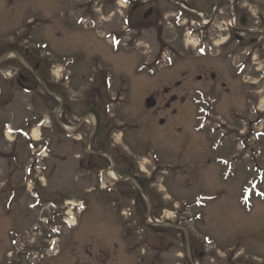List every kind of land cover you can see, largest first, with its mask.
Masks as SVG:
<instances>
[{"label":"rangeland","instance_id":"374dc122","mask_svg":"<svg viewBox=\"0 0 264 264\" xmlns=\"http://www.w3.org/2000/svg\"><path fill=\"white\" fill-rule=\"evenodd\" d=\"M111 1L114 0L104 1V7ZM255 1L264 5V0ZM100 4L101 1L99 0H0V41L11 42L9 39L26 37L24 46L30 51L39 52L45 60L48 56V60L54 59L61 64H73L69 68H74L76 72L82 69L83 78L95 77L99 71H106L105 74L108 72V82L111 88L106 94L111 95V92L118 93L121 90L120 94L123 95V98L117 99L118 103L112 112L116 115V120H121L122 124L129 127L125 129L126 134L129 135L128 139L133 137L131 139L133 142L136 141V144L140 142L137 156L142 157L141 155H144L143 162H145L148 172H150L153 163L145 155L155 160L156 167L166 171L163 177L164 183L156 185L151 190L152 204H150L153 209L155 207L152 217H160L163 214L162 209H166L164 215L167 220L164 219L163 224L149 227L146 223L149 207L139 201V205L138 202L137 205L141 212L137 213L133 209L129 222L124 221L125 216H123V220L119 214L114 212L115 208L111 202H105L104 194L95 190L94 183H91L94 182L93 179L90 180L91 182L84 181L83 183V179L86 177V169H83V165L85 168L87 158L84 157L80 164L77 162L83 148L80 145L74 148L73 163L59 165L56 163L44 182L47 184L48 193L56 196L65 193L64 198L73 203L83 200L87 210L84 214L76 216L77 223L74 228L71 230L65 228L61 233H58L59 255L45 256L36 264H185L181 256L183 236L177 225L180 218L191 220L184 224L190 235L196 237L198 242L209 243L206 252H217L218 257L212 255L208 263L224 264V256L228 252L227 248L236 244V238L232 236L236 235L237 238H242L244 234L239 232L241 229L256 226L258 223L263 225L264 223V171L260 173L258 170L264 167V138L258 139L257 143H247L255 149L251 158L243 157V152L237 151V147L232 144L235 141L234 136L238 134L237 130L252 129L251 126L247 127L245 124L246 119H255L250 115V112H264V78L262 80L261 74L258 73V71H262L264 75V62L259 56L256 60H252L253 54L250 56L251 62L235 61V58L230 59L228 63L230 66L233 63L236 65V67L233 65V69H237L236 72L239 66L246 67L245 65L248 64L244 73L242 72L239 76L248 83L241 86L234 84L232 95L223 94L225 100L219 106L212 104L211 101L209 103L207 99L201 103L205 110L210 106L215 107L210 118L223 122L228 121L227 132L225 133L234 134V136L224 137L219 133H213L214 128L210 124L202 125L203 130L197 131L196 128L202 122L198 121L199 115L197 116L195 112L197 105L192 102L191 94L175 108H169L165 111L157 110L163 107L161 104L163 101L162 94L157 86L159 78L152 76L150 72L141 70L142 59L137 56V53L140 52L143 61L150 64V41L145 34L144 27L141 28L143 33L138 45L134 46L131 40L132 34H127L125 41L122 42L126 49L120 48L116 51L105 39V35L113 32L111 29L115 27H122V18L113 19L107 17L106 13L101 14L99 11ZM79 5L82 6L79 7ZM117 5L114 3L113 7L116 8L117 6L124 12L125 5L122 2ZM126 6L128 7L129 3ZM246 6L252 13V16L249 15L250 27L256 31L254 33L256 39H259L263 35L264 28L257 24L259 22L258 14L260 16L263 14L261 17L264 18V10L261 11V8L257 7L254 1H251V5L246 4ZM82 7L86 8L81 10ZM262 8L264 9V6ZM13 13L16 17L13 20L15 24L9 23V18ZM234 13L237 18L242 17V14ZM87 16L90 17V25H88L87 20L83 22L87 27L91 26L92 29L85 28L79 21L84 20ZM217 25L219 28L217 29L216 41L220 45L227 34L220 30L221 26L225 27V24L218 23ZM134 26L127 25L128 28ZM23 27L26 30H22ZM124 33L126 32L123 31ZM18 40L22 43V40ZM196 44L197 41H193L191 45H187L195 46ZM246 48V45L241 48L238 47V49L236 45H231L229 51H232L233 54H241L245 52ZM41 59L43 58L40 57ZM46 63L51 65L52 62L46 60ZM157 68V65L154 64L153 70H157ZM186 68H192V65L187 63ZM99 75L104 76L105 81L107 80V75ZM77 79H81V76L76 77ZM86 82L85 80L84 84ZM77 85L78 82L76 81L75 87ZM10 90L15 95L21 96L24 93L15 84L10 85ZM75 90L77 91V89ZM157 92L158 94H155ZM151 95L157 99L159 105L155 109L147 111L144 103ZM36 96L37 94L31 95L39 107L42 100ZM24 98L23 104L20 102L14 104V110L17 113H23L25 116L27 113L25 106H29L30 98L23 95ZM74 99H77L76 96ZM201 100L202 96L197 95L195 102H201ZM174 110H176L175 113ZM67 112L69 113V111ZM73 112L74 114L83 113L81 102L74 103ZM230 113H235L240 120H233L234 118L233 116L230 117ZM107 115L103 117H108ZM86 117H89V113ZM201 117H207L206 113L201 114ZM67 119H70L69 115H67ZM63 121L66 120L63 119ZM4 122H9V118L5 117ZM109 122V119H103L101 122V125L105 127L106 136H109V132H113L111 131L113 127L109 125ZM69 124L71 125V122ZM130 126L139 128V130L132 135V133H128L131 132L129 131ZM261 128L257 127V129ZM114 129L117 132L116 139L118 142L116 143H120L121 135L118 129L115 127ZM85 131L87 133L88 130H81L80 132L85 134ZM221 133L224 132L221 131ZM102 136L98 135L100 143L104 141ZM80 137H82L81 134ZM124 141L125 137H123L122 142L126 146V143L129 142L125 141V143ZM116 143L114 145H118ZM214 143L218 144L216 148ZM61 151L60 154H63L71 151V149L66 148ZM122 152L115 153L118 156ZM255 154L260 156L255 157ZM119 157L116 158L119 159L122 166L128 165L126 162L122 163ZM139 157L137 161L142 160ZM129 159L134 164V158ZM218 163H225V166ZM7 171L8 169L5 173ZM156 176L159 178L160 175L157 174ZM138 177L143 178L140 174ZM23 183L21 181V188H23ZM252 187L253 191L249 190L246 195H242L247 188L251 189ZM132 194L136 195L134 191ZM257 194L260 195V198ZM107 196L110 195L107 194ZM202 198L208 199V201H203ZM244 199L247 200L244 201ZM6 200L0 201V264H23L22 253L26 254V250H21L19 245L11 246L7 238L10 228L14 225L16 227L12 231L13 234H17L18 230L22 231L23 229L25 231L26 222L29 218H35L36 213L34 210H29L23 206V219L18 220L17 214L20 213V208L17 207L8 211L5 208ZM241 202L244 205L249 203L254 205L250 214L240 205ZM202 203H205L204 207L200 206ZM175 206L179 207L176 209V213L174 212ZM124 213L126 214V211ZM249 221L250 223H248ZM128 223L130 230L127 235L126 230L123 229L122 231V227L124 228ZM262 231V229L257 231L253 229L255 234L252 236L251 243L247 241L243 245H256L255 251L260 245V249L264 251V247L260 243L263 241ZM249 232L250 230H247L245 233ZM151 234L153 237L155 234L152 245L157 248L158 254L155 255L149 251L148 256H146V253H143L144 261H139V253L132 249L136 246L140 248L141 242ZM19 250L20 252H18ZM8 251L15 253L12 260L7 256ZM111 253L113 257L106 261L105 259ZM40 255L43 254L32 253V256L38 259ZM208 258L210 257H206L205 260Z\"/></svg>","mask_w":264,"mask_h":264},{"label":"flooded vegetation","instance_id":"af4514ba","mask_svg":"<svg viewBox=\"0 0 264 264\" xmlns=\"http://www.w3.org/2000/svg\"><path fill=\"white\" fill-rule=\"evenodd\" d=\"M251 1L256 2V6L260 7L261 11L264 10L262 8L264 5L255 0H235V2H233V0H134L132 2L127 13L131 19L130 25H135L134 27H131L129 31V33L132 34L131 40L133 44L136 45L141 41V34L143 33V29L141 28L144 27V30L146 31L145 34L150 41V64L152 66L153 64L161 65L163 59H165V55L172 57L171 67H168L167 73L164 76L159 77L158 80L157 86L162 94L161 98L163 99L161 102L163 107L157 109L158 111H165L172 106L183 103L185 101L183 95L187 92H191L192 89L195 91H201L206 95L210 94L211 96L216 95L218 92H228V80L225 76L228 69L221 71V77V75L217 73L216 67L211 60L221 61L223 62V65L227 67L230 55L225 53L218 58H213L207 54L204 58H199L194 51L187 48L184 49V32L188 21H201V19L197 15H194L193 12L202 13L203 16L207 15L208 12H211L209 14L210 23L208 22V24L202 28V35L205 37L206 41L212 40L217 37V29L219 26L216 23H228L231 20V14L235 11L238 14L244 15L239 22L240 28L238 27L234 30L232 24L229 23L226 28L221 27L220 30L227 34L226 37L228 38V41L231 42L237 40L243 45L247 40V35L244 30L251 24L249 15L252 16L251 11L247 8L248 6H246V4L251 5ZM117 13H119V11H117ZM258 20L259 22H257V24L264 28V18L259 16ZM194 32L198 34L201 30L197 28L194 29ZM125 37L124 34L118 36L121 41H123ZM18 41H16V39H13L11 42L0 41V139L2 141H5L6 138L4 127L7 123L4 122V118L11 115L9 109V100L11 98L8 93L10 91V85L15 84L18 87L25 88L30 93L34 92L38 82L37 77L43 76L44 79L47 80L48 68L50 67L46 62L43 63L34 52H29L25 49L23 44ZM227 48L228 46L225 47V49ZM12 53H15L16 56H12ZM187 63L192 65V68H186ZM181 67H183V69L180 70ZM51 101V99L47 98L48 103H55ZM56 108L57 105L54 104L53 110ZM53 110L50 111L51 125L48 132L50 139L44 137L45 139H48L49 142L44 143L43 145L31 142L22 144L20 142V136L18 139L13 140V143L9 145L10 150L7 152L9 157H16L19 154L27 155L30 153L28 149L31 150L32 153L39 152L41 149H44L45 151L47 150L51 153L55 148H58L62 144L63 140L68 139L67 134L62 129V125L70 123L69 120L62 115L61 120L58 121ZM63 119L66 121L64 122ZM10 121L15 122V119H10ZM220 121L221 122L215 123V120H210V124L216 127L215 131L217 132H221L224 130V127H227L225 125L228 121ZM38 122L39 120H36L35 118L26 122H20L15 126V131L23 130L29 135L32 127ZM248 139V136H243L239 140ZM218 144H215V148ZM29 146H31L32 149H30ZM122 160L125 162L124 157H122ZM101 161L102 159H100V161L89 162V167H91V171H93L92 173L96 172V168ZM116 167L117 164H115V169ZM136 183L143 185L142 181H136ZM3 186L4 192L6 193H18L22 190L21 185H19V190L16 191L13 188L5 190L9 187L7 181ZM4 200V197L0 199V201ZM15 200L16 203L10 208L15 209L19 203V214L22 218V198L19 196ZM62 215L63 214L56 210L49 223L46 226L40 227L43 232L42 241L49 239L50 232L53 231L54 228H57V223L61 221ZM248 223H250V221ZM35 224L37 223H34V225ZM15 227V225L12 226V228ZM36 228L37 226L35 225V229ZM253 229H256V231L260 229L263 230V241H260V243L262 244V247H264V223L263 225L258 223L256 226L244 227V229L239 231L242 235L244 234L242 238H237L238 236L236 237V235L232 236L236 238V244L227 248L228 252L224 256V264H264V251L260 249V245H258L257 251H255L256 245H243L247 241L251 243L252 236L255 234ZM247 230H250V232L245 233ZM25 233L26 232L23 229L22 231L18 230V238L23 243H25L24 240L26 239L24 236ZM35 240L41 242L37 238ZM189 240L188 247L191 260L195 258L193 264H209L208 261L212 258V255L217 256V252H206V247L202 246V243L198 242L196 239ZM232 241H234V239H232ZM246 248H248V250H246ZM206 257L210 258L205 260ZM191 260L186 261L185 264H191Z\"/></svg>","mask_w":264,"mask_h":264},{"label":"water","instance_id":"95a60500","mask_svg":"<svg viewBox=\"0 0 264 264\" xmlns=\"http://www.w3.org/2000/svg\"><path fill=\"white\" fill-rule=\"evenodd\" d=\"M154 105H155V101L153 99H148L146 101V106H147L148 109L154 107Z\"/></svg>","mask_w":264,"mask_h":264},{"label":"bare ground","instance_id":"6f19581e","mask_svg":"<svg viewBox=\"0 0 264 264\" xmlns=\"http://www.w3.org/2000/svg\"><path fill=\"white\" fill-rule=\"evenodd\" d=\"M36 137H37V135H36V132H35V133H33V138L37 139Z\"/></svg>","mask_w":264,"mask_h":264}]
</instances>
